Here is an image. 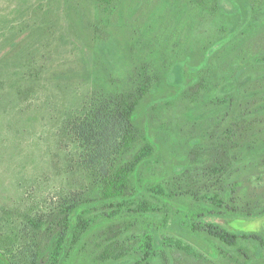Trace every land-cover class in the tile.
<instances>
[{
    "label": "rangeland",
    "instance_id": "rangeland-1",
    "mask_svg": "<svg viewBox=\"0 0 264 264\" xmlns=\"http://www.w3.org/2000/svg\"><path fill=\"white\" fill-rule=\"evenodd\" d=\"M137 81L150 87L132 121L154 152L131 183L161 209L114 217L102 169L142 142L117 153L113 97ZM71 115L87 129L64 134ZM229 130L238 156L222 185L236 213H214L180 191L215 189L203 169ZM81 217L60 264H137L143 233L152 264H264V0H0V252L24 263L55 238L49 223ZM206 224L250 238L227 245Z\"/></svg>",
    "mask_w": 264,
    "mask_h": 264
},
{
    "label": "trees",
    "instance_id": "trees-1",
    "mask_svg": "<svg viewBox=\"0 0 264 264\" xmlns=\"http://www.w3.org/2000/svg\"><path fill=\"white\" fill-rule=\"evenodd\" d=\"M149 87L150 85L148 82L137 81L133 90L121 91L118 94H115L113 97V111H115V115L112 118V121H114V118L116 121L113 122L112 130L114 132V137H116L114 143L115 141L117 143V153H121L123 155L127 154L134 148V145L137 142L141 141L142 144L133 152L132 157L128 161H125L123 164H119L116 168L111 165L108 170L104 167L102 169L103 179L99 189L102 199L115 200L114 206L116 208L114 207V209L110 211V216L116 217L121 213H125V210L133 214L143 215L145 212L154 213L161 209L160 206H158L156 203H153L152 201L142 198L138 199L135 197L137 194L131 183V175L134 170L149 160L154 152L151 143L146 141L144 135H142L141 131L134 125V122L132 121L135 107L141 98L147 93ZM87 124H90L88 119L83 120L80 119V117L71 115L70 118L65 120L63 133L66 135L69 133L74 135L78 132L86 130L88 126ZM234 136L235 134L233 131L229 130L228 137L225 139L224 149L222 150L220 148L218 150H214V155L209 152L211 153L209 154L211 156V160L209 164L204 166L203 174H207L208 178L206 184L208 186L211 184L216 186L213 191L205 190V192H200L198 189H195L194 184L190 183L189 181H185L183 188L181 187V194L187 193L196 201L207 202L211 206L212 212L214 213L227 211L234 214L236 213L234 210L235 208H232L229 204L233 201V198L226 195L225 189L222 185L224 176L226 177L229 174V171L231 168H233V164L238 156V149L236 148L238 143L233 141L232 137ZM226 147L227 150H225ZM99 155H101V153L98 152V156ZM107 176L110 178L108 179ZM153 190L155 193L160 195H179V193L172 190H169V192L165 191L161 186H156L153 188ZM118 199H120L121 203L118 202ZM86 211L87 210L80 214H85L87 213ZM31 223L33 224L34 221ZM53 224L54 223H49L47 225L45 229V239L47 238V231L53 228L56 231L55 238L52 239L51 242L49 241L43 245L38 242V244H34L29 247V250L25 252L26 256L24 255V252L22 253L25 262L20 264H60L61 257L63 256L67 258L69 250L78 244L81 237L90 225L87 220L83 219L82 217L79 218L77 224L71 228L66 224V222H64L65 227L63 230L62 227L58 228V226H61L60 223H56L55 225ZM34 226L38 228L41 227L39 223H34ZM204 228L209 234L217 237L227 245H235L239 239L250 238V236L230 233L227 230L212 224H206L204 225ZM68 236L70 238L66 242ZM141 238L142 257L137 264H152L149 260L152 255L151 237L149 234L143 233V237ZM257 238L258 237L254 239ZM65 243L67 244L65 245ZM165 243L170 247L192 252L193 254L195 253L193 249H190L188 245L184 244L179 239L165 237ZM28 246L29 245L26 247ZM44 254H46L47 257H44ZM18 262L19 261L9 260L4 253L0 252V264H17Z\"/></svg>",
    "mask_w": 264,
    "mask_h": 264
}]
</instances>
